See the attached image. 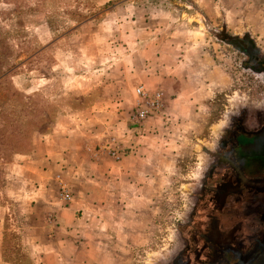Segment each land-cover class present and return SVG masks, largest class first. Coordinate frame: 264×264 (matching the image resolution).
<instances>
[{"label":"crops","instance_id":"obj_1","mask_svg":"<svg viewBox=\"0 0 264 264\" xmlns=\"http://www.w3.org/2000/svg\"><path fill=\"white\" fill-rule=\"evenodd\" d=\"M65 1L91 16L39 51L30 79L12 78L49 117L30 153L1 164L0 264H147L166 241L170 195L171 208L183 206L172 190L185 184L173 180L191 178L182 166L233 119L217 104L233 94L227 61L206 45L223 31L264 50V0H188L190 14L171 0ZM138 86L161 91L165 107L136 127ZM110 138L126 153L119 160L101 149Z\"/></svg>","mask_w":264,"mask_h":264},{"label":"rangeland","instance_id":"obj_2","mask_svg":"<svg viewBox=\"0 0 264 264\" xmlns=\"http://www.w3.org/2000/svg\"><path fill=\"white\" fill-rule=\"evenodd\" d=\"M172 1L179 13L190 14L194 9L188 0ZM17 2L0 0V106L12 107L19 122H25L30 129L39 132L37 129L43 127L44 121L31 119L33 111L31 101L26 100L25 95L18 94L16 82L14 83L12 78L21 74L30 79L32 72L41 69L34 60L39 51L79 25L84 19L82 16H86L91 10H88V6L81 2L56 3V7L53 8L50 7L49 0H18ZM67 10L70 13L74 12L78 18H67L64 14ZM217 29L219 28L216 27ZM223 35V31H216V37L210 40L205 49L209 58L218 57L223 60V63L227 61V72L231 73L232 77L233 94H228L230 98L218 96L217 104L223 112L227 110L223 120L237 118L240 122L245 121V128H249L257 124L264 115V58L262 63L258 59L264 50L260 51L256 48L248 37L236 39L223 37ZM47 58L48 56L44 55V59L47 60ZM23 111L25 113H22ZM40 133L45 134L46 130ZM210 144L206 148L198 145L200 147H198L199 150L197 148L194 159L188 160L182 166L186 172L184 175L191 178L173 180L174 185L185 184L181 189L182 194L176 191V186L172 190L173 194L180 195L179 200L183 206L181 210L171 208L174 195H170L168 200L170 211L165 219L167 229L164 239L166 241H159L153 245V252L146 255L147 264H167V260L171 261L172 256L180 248L178 225L188 220L189 208L199 194L198 181L216 160V154H219L218 142L214 139ZM16 150L20 154L30 153L32 141L26 139L25 146L17 145L12 150L10 147H5L0 153V169L3 168L1 164L10 162Z\"/></svg>","mask_w":264,"mask_h":264},{"label":"flooded vegetation","instance_id":"obj_3","mask_svg":"<svg viewBox=\"0 0 264 264\" xmlns=\"http://www.w3.org/2000/svg\"><path fill=\"white\" fill-rule=\"evenodd\" d=\"M217 148L167 264H264V115L233 118Z\"/></svg>","mask_w":264,"mask_h":264},{"label":"trees","instance_id":"obj_4","mask_svg":"<svg viewBox=\"0 0 264 264\" xmlns=\"http://www.w3.org/2000/svg\"><path fill=\"white\" fill-rule=\"evenodd\" d=\"M17 1L14 0V2ZM56 3L65 4L67 2L65 0H49V5L51 8H53L54 6L56 7ZM64 14L66 16L71 15L72 19L78 18V16L74 12L70 13L68 10L65 11ZM90 16H91L90 13L86 14V16H82V18H84L82 22L88 20ZM82 22H80L79 24H81ZM75 27L71 28L68 32H70L72 29L74 30ZM24 98H26V100L31 101L30 105L33 110L31 119L35 121H38V119L45 121L46 118L49 117L48 112L45 109V107H47L48 104L44 103L43 99L38 94L25 95ZM22 113L25 112L23 111ZM37 133L39 132L30 129V127L26 126L25 122L23 123L18 121V116L15 115V112H13L12 107L6 108L4 106H0V153L4 151L5 147H10L12 150L17 145L18 147L25 146L26 139L33 141L35 135H38ZM13 154H20V153L19 151L16 150ZM23 258H24V263L29 264L26 257L24 256ZM6 260L11 263L19 262V260L15 262L12 259H6Z\"/></svg>","mask_w":264,"mask_h":264},{"label":"built area","instance_id":"obj_5","mask_svg":"<svg viewBox=\"0 0 264 264\" xmlns=\"http://www.w3.org/2000/svg\"><path fill=\"white\" fill-rule=\"evenodd\" d=\"M135 94L137 102L129 115V120L137 127L143 124L149 117L160 114L165 107V101L161 91L148 90L143 86L136 87ZM101 149L106 151L114 160H119L126 155L121 146L113 138L105 140L101 145ZM57 180L60 182V177H57ZM59 197L65 204L69 203L72 199L67 187L63 184H60Z\"/></svg>","mask_w":264,"mask_h":264}]
</instances>
